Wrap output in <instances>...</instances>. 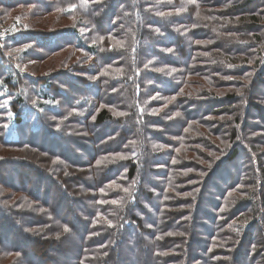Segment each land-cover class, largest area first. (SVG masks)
Wrapping results in <instances>:
<instances>
[{
  "label": "trees",
  "instance_id": "obj_1",
  "mask_svg": "<svg viewBox=\"0 0 264 264\" xmlns=\"http://www.w3.org/2000/svg\"><path fill=\"white\" fill-rule=\"evenodd\" d=\"M16 7L78 17L87 34L50 33L27 56L78 49L96 62L78 71L98 79L38 77L56 107L38 110L35 82L18 74L13 85L0 63V81L21 96L19 136L7 139L0 95V147L11 150L0 159V264H264V0H0V22ZM248 68L240 94L218 93L239 87ZM22 102L34 105L35 130ZM83 134L93 148L82 156ZM208 136L232 148L183 191L178 151L209 149ZM241 219L250 222L234 226Z\"/></svg>",
  "mask_w": 264,
  "mask_h": 264
},
{
  "label": "rangeland",
  "instance_id": "obj_2",
  "mask_svg": "<svg viewBox=\"0 0 264 264\" xmlns=\"http://www.w3.org/2000/svg\"><path fill=\"white\" fill-rule=\"evenodd\" d=\"M208 1L210 4L216 3V0H208ZM34 9H35L34 7H19V8L16 7L15 9L7 12L6 22H0V33H3V35L0 36V49L5 54L4 59L0 58V63L2 61L6 62V65L4 66V69H3V74L5 75L6 79L10 80L11 83H13V85H15L17 81L19 80L18 74L25 75V77H28L29 79L35 82L34 84H35V90L37 91V94L36 96H32V95H29V96L31 97L30 99L36 104L35 107L38 108V110H40L43 106H48V105L52 109H56V107L54 106L55 104L53 101V96H52L53 94L52 95L50 94V92L48 91V87L44 85L38 89L39 78L49 76V75L62 76L63 72H66L69 75L71 74L74 76H81V77L87 78L89 81H96L98 79L97 74L86 73V72L80 73L78 71L80 68L81 69H88V68L92 69L95 67L94 65L96 62L93 56L89 55L88 53L84 51L73 49V48L63 49L59 52L51 54L42 59L29 58L27 55H30L31 53L35 52L39 48V45H36V43L37 44L44 43L42 38H47V36L50 33H54L61 29H67L71 27L77 28L81 34H87L88 32L87 30L83 29L84 26L82 24L84 23L79 21L78 17L65 16L61 13V11L44 13L42 15L36 16L38 18L27 17L28 15L32 16V12L35 11ZM18 17L20 18L19 23L17 22ZM227 21L228 23H232L231 20L230 21L227 20ZM262 23L264 24V18L262 19ZM262 29L264 30V26ZM43 35H46V36H43ZM202 45L208 46L210 44L204 43ZM263 47L260 48L259 50L260 53L264 51ZM16 49H21V51H15ZM257 51L254 52V54L257 55L256 59L260 57ZM9 52L12 53L11 56L8 55ZM211 54L220 55V56L224 55L227 61H230V62H232L236 58V57L227 56L223 52L222 53L213 52ZM254 61H249L248 63H244L242 65H245L247 67H252L255 65ZM234 65H240V64L236 63V64H233L232 66ZM247 73L248 74H247L246 79H241V78L238 79L239 81H241V82H238L239 87L231 90V88H234L231 85L236 84L234 82H231L233 84L228 83V85H225L226 87L218 90V93H220L221 96H226L228 93L240 94L244 84L248 85L247 81H249L250 77L252 76V75L249 76V74L251 73L249 68L247 69ZM62 80L63 79H61V81ZM225 81H228V80H225ZM205 83L209 84L208 81H206ZM61 86L64 89H66V91H69L67 93L69 94L71 93L70 87L68 88L67 86H63V85ZM229 86H231V88ZM194 89H195V92L203 91L201 90L200 87H197V86H195ZM0 95L3 100V105H2L1 110L3 113H5V119L8 122L7 139H16L19 136L17 133V122H16L17 114L16 112L13 111L12 105L21 96L17 92L13 91L9 86H5V84L1 81H0ZM62 98H64V96H62ZM21 104L23 105V102ZM23 107H22L23 113H22L21 118L23 119V121L31 122L33 125V130H35L36 128H38V123H36V113L33 110L34 105L31 104L30 106L25 103ZM256 114L257 113L255 111L252 112L253 116H256ZM215 120H216L215 117H210L208 121L210 122L213 121L214 123ZM219 120L221 121V118H219ZM193 125H195L197 129H202V130L204 129V127H201L199 123L193 124ZM205 132L208 135V132L207 131ZM83 136L86 137L85 139H89V140H86L85 143H83L82 141L83 144H80V143L78 144L79 146L81 145L84 146V148H81L79 151L80 155L82 156L85 155V147L93 148L90 142V139L91 137L93 138V136L89 134H83ZM209 139L211 143L209 149L203 148L202 145L200 146L199 144L197 145L196 144L197 142L195 143L196 146L193 145L194 143H191V145H189L190 144L189 143L187 144V146H184L181 149H179L178 154H177V159H176V163L177 164L179 163L177 168L186 169V170L189 169L187 171H183V173H180V172L179 173L183 175L184 177H188L190 179L189 181H187L186 184L182 186L181 189L183 191H188L192 189L193 191H196L200 185L199 181L196 180V177L199 178V176H201L200 173H208L210 171V168L208 165L211 164V167H212L214 161H217L223 158L225 155H227L229 150L232 148V142L228 143L225 140L227 139V136L225 137L222 136V138H215V137L212 138L211 137ZM10 151L11 150L9 149H4L0 147V157L3 158V157L8 156L9 155L8 153ZM205 157L206 158L209 157L210 162H206L204 159ZM216 157H219V159H217ZM200 179H203V178H200ZM243 190H246V189H243ZM6 193H9V192L6 191ZM187 195L188 194H186V196ZM17 197L18 196H15L14 198L17 199ZM198 221L200 224L203 222H206L202 218H198ZM249 222L250 220L248 219H241L237 221L234 224V226L246 227L249 224ZM180 225H183V223H181ZM205 227L206 226H204V228ZM202 231L204 232V229L202 228L201 230V228L198 227V233L202 234Z\"/></svg>",
  "mask_w": 264,
  "mask_h": 264
},
{
  "label": "snow or ice",
  "instance_id": "obj_3",
  "mask_svg": "<svg viewBox=\"0 0 264 264\" xmlns=\"http://www.w3.org/2000/svg\"><path fill=\"white\" fill-rule=\"evenodd\" d=\"M190 2L191 3H193V4H196L197 3V0H190ZM81 4H82V6H84V7H86L87 6V4H88V0H81ZM198 6V5H197ZM185 9H179L178 11H184ZM70 11H75V7H73V8H71L70 9ZM159 15H161V16H165V15H167L166 13H159ZM197 15H199V13H197ZM19 20H20V18L18 17L17 18V22L19 23ZM26 27V26H25ZM158 31V30H157ZM3 35V33H0V36H2ZM101 40H103V38L101 37ZM119 43V42H118ZM198 43H199V41H198ZM121 47H123V45L121 44L120 45ZM15 51H21V49H16ZM169 51H172L171 49H169ZM8 55L9 56H11L12 55V53L11 52H9L8 53ZM146 67H147V65H146ZM119 71H122V70H119ZM156 71H162V69H156ZM249 76H251V73L249 74ZM233 77H228V79H232ZM247 83H250V80L249 81H247ZM153 98H155V97H153ZM116 115H118V116H125V115H127V113H124V112H116L115 113ZM177 115H179V113H177ZM6 126V125H5ZM157 147H162V146H157ZM118 156H119V158H121V159H123V158H125L124 156H123V154H117ZM214 155V154H213ZM217 159H219V157H216ZM0 159H2V157H0ZM173 162H175V161H173ZM99 163V162H98ZM209 166V168H211V164H209L208 165ZM207 173H200V175L201 176H204V175H206ZM124 191H127V189H124ZM101 203H103V201H101ZM111 203H113V204H118L119 202L118 201H115V200H113ZM106 219V218H105ZM107 223L109 224V226H112V227H114L115 225H112V223H111V221H107ZM63 231L64 232H69L70 231V229L68 228V227H64L63 228ZM238 231V230H237ZM57 238H59V237H57ZM158 239H159V237H158Z\"/></svg>",
  "mask_w": 264,
  "mask_h": 264
}]
</instances>
